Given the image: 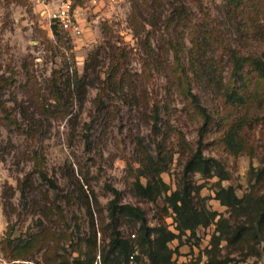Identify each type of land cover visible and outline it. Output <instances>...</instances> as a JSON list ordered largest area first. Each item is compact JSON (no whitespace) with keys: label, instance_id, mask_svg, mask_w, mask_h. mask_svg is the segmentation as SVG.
<instances>
[{"label":"rangeland","instance_id":"374dc122","mask_svg":"<svg viewBox=\"0 0 264 264\" xmlns=\"http://www.w3.org/2000/svg\"><path fill=\"white\" fill-rule=\"evenodd\" d=\"M58 1L0 0V264H119L111 240L138 245L141 222L114 206L177 232L178 189L249 227L221 257L264 264L252 216L215 198L233 186L256 211L264 196V77L247 61L264 60V0H146L139 15L142 0L97 13L74 0L80 37L50 26ZM201 140L211 176L186 171ZM215 230L170 242L172 260L204 264Z\"/></svg>","mask_w":264,"mask_h":264},{"label":"trees","instance_id":"16d2710c","mask_svg":"<svg viewBox=\"0 0 264 264\" xmlns=\"http://www.w3.org/2000/svg\"><path fill=\"white\" fill-rule=\"evenodd\" d=\"M146 3V0H142L137 4L136 9L138 15L143 13L142 11L145 10L144 8L146 6ZM54 28H57V26H54ZM247 61L251 66H253V68L261 77H264L263 59L253 56ZM236 62L238 63L239 69H242L244 67L240 59H237ZM232 96L234 95H231V97ZM192 98L193 101L199 106L200 110L203 112L207 120H209L210 116L201 106L197 96L192 94ZM237 98L239 100H243L242 97ZM202 146L203 141L201 140L199 142L197 151L194 153L187 164L186 171L200 172L207 176H211L213 174L214 163L216 162L213 159L206 158ZM221 179L225 178L223 177ZM139 190L141 195L144 197H151L154 194V190L151 186L144 187L143 185H140ZM215 198L220 202L222 206L228 207L232 210H236L239 213L252 216L251 223L252 227L254 228L255 238L258 239L261 244H263L262 252L264 254V236L261 234L262 230L264 229V196L259 199V202H257L258 207L256 211L251 210L252 199L250 195L240 197L233 186L224 187L222 185H219L216 191ZM169 200L170 206L176 214L175 221L177 223V232L172 231L165 226H160L158 228L150 226L146 222L145 211L140 207L133 205L114 206L112 210L113 217H116L117 214H123L127 217H131L141 222V233L138 236V240L140 243H138V245L133 243L130 238H124L118 231L116 232L114 238L111 240L112 253L119 252V254L124 256V260L120 261L119 264L128 262L129 255L131 254L135 246L140 249L141 253V246L148 248L147 257L149 260V264H177L172 260L174 250L169 246V243L176 239L180 240L182 236L187 235L188 232L190 233V236H196L198 227L203 226L209 228L210 225L214 224L216 225V230L211 242L209 257L204 264H230L233 261L232 258L221 257L219 255L218 248L220 245V241L226 240L228 244L236 243L244 237L245 233L249 230V227L243 225L233 229L229 225V219L225 218L217 211H210L204 207H202L201 209L197 208L192 201L191 192L187 189H178L174 191ZM154 232L157 235L153 237ZM132 235V238H137V235L136 237H133ZM258 254L261 255V252Z\"/></svg>","mask_w":264,"mask_h":264},{"label":"built area","instance_id":"2783aa9c","mask_svg":"<svg viewBox=\"0 0 264 264\" xmlns=\"http://www.w3.org/2000/svg\"><path fill=\"white\" fill-rule=\"evenodd\" d=\"M40 1V0H39ZM88 9H93L95 13L102 11L106 7L119 5L128 0H83ZM47 18L51 27L57 26L62 31L70 33L74 37H80L84 33V26L81 21L80 9L74 6V0H59L54 8L46 9ZM136 237V234L132 235ZM140 249L135 246L127 263L140 264Z\"/></svg>","mask_w":264,"mask_h":264},{"label":"crops","instance_id":"0c3cea01","mask_svg":"<svg viewBox=\"0 0 264 264\" xmlns=\"http://www.w3.org/2000/svg\"><path fill=\"white\" fill-rule=\"evenodd\" d=\"M179 248H180V249H182V248H183V246H180Z\"/></svg>","mask_w":264,"mask_h":264}]
</instances>
